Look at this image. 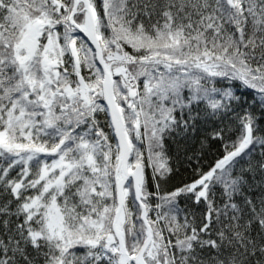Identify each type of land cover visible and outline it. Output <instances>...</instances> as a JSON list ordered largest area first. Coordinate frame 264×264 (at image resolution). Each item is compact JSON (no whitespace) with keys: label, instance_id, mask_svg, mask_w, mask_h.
<instances>
[{"label":"snow or ice","instance_id":"obj_1","mask_svg":"<svg viewBox=\"0 0 264 264\" xmlns=\"http://www.w3.org/2000/svg\"><path fill=\"white\" fill-rule=\"evenodd\" d=\"M0 264H264V0H0Z\"/></svg>","mask_w":264,"mask_h":264}]
</instances>
